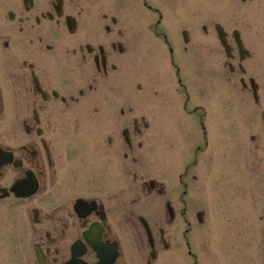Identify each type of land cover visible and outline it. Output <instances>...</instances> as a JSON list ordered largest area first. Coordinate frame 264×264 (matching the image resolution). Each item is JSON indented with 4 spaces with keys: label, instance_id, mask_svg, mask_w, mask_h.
Returning <instances> with one entry per match:
<instances>
[{
    "label": "flooded vegetation",
    "instance_id": "obj_1",
    "mask_svg": "<svg viewBox=\"0 0 264 264\" xmlns=\"http://www.w3.org/2000/svg\"><path fill=\"white\" fill-rule=\"evenodd\" d=\"M203 1L196 21V0H0V264H234L243 251L195 233L214 222L210 174L226 157L252 200V264H264V67L249 75L258 55L240 28L250 6L264 44V0ZM214 50L251 100H195L181 62ZM147 61L169 67L172 91L133 86ZM217 136L233 149L212 148Z\"/></svg>",
    "mask_w": 264,
    "mask_h": 264
},
{
    "label": "rangeland",
    "instance_id": "obj_2",
    "mask_svg": "<svg viewBox=\"0 0 264 264\" xmlns=\"http://www.w3.org/2000/svg\"><path fill=\"white\" fill-rule=\"evenodd\" d=\"M203 0H196V6L194 8L195 11V20H201V12L204 9ZM214 0H210L209 4ZM205 3V2H204ZM207 4V3H206ZM207 5L206 9L208 8ZM213 6V5H212ZM215 8V6H213ZM212 7V8H213ZM250 6H244V14H249L248 18L244 19V24L240 25V28L243 30V36L246 41L247 46L251 49V52H256L258 55V59L251 58L245 64L247 70H249V75L258 74V76L262 77V73L259 68L264 67V44L262 43V38L257 34L258 28L257 24L254 23V19L252 17V12L249 10ZM216 8H220L216 6ZM231 9L227 8V13L230 15ZM167 20L171 23V13H167ZM199 29H195V37L199 38L203 35L198 32ZM171 32V30H170ZM204 37V36H203ZM259 39V40H258ZM262 41H261V40ZM212 46L215 47V43L211 40ZM223 58L220 56L219 52L214 50L212 51V55L209 60L203 61L202 63L207 65L210 68L209 72H204L202 69L204 68L201 62L199 61H182L181 63H186L183 68H185L189 75L188 79L191 83V89L195 91V100H202L204 102L207 109L215 110L217 105H219L220 101L227 102H237L242 101L246 102L247 100H251V95L246 94L244 92L240 93V85L238 84L237 79H235L237 87H232V83H227L225 79L226 72L222 67ZM200 63V65H199ZM165 63L161 62L160 64L155 63L154 61H147L144 66L141 68L140 72H138V76L133 81V86L135 85H144L143 90L147 94L149 93L150 87H153V91L164 93H169V91L173 90L172 77H170L169 67L164 65ZM247 78V77H245ZM234 83V81H232ZM199 87L206 88V97L198 96ZM225 92V93H222ZM226 94V98H225ZM142 93H138V96H143ZM146 95L143 98H137V100H144ZM225 98V100H224ZM213 116V115H212ZM229 116H232L229 114ZM213 118V117H212ZM213 121V120H212ZM216 140L219 147L222 149L230 150L233 149L232 144L234 145L235 141L231 140H223L221 136H217L216 138H211L212 148L213 143ZM163 149H167L171 151L173 148L172 140L170 137H165L163 139ZM212 150V149H211ZM238 152V150H237ZM213 160L215 162L216 154H212ZM230 158L227 157L225 159L224 165H216L212 168L211 172V182L212 189L220 191L221 190V200L218 201V198L213 197L215 201L216 208L218 207V211L216 212V216L214 218L213 224L207 223L203 226L196 225L195 233H196V243L198 240L199 246L205 245L207 240L209 243L215 247H221L228 249L229 247H235L243 253L237 256L233 255L234 264L240 258L242 259V264H252L251 259V247H252V218H251V204L252 200L250 195L245 192L243 188V192L239 190V171H236V168L232 171H229L226 164L230 167ZM214 165V164H213ZM238 174V176H237ZM217 181V183L215 182ZM196 191L198 190L196 186ZM201 190V188H200ZM24 207L16 206L14 209H11V212H18L20 215L23 212ZM6 211V210H5ZM4 226L1 229L2 231L6 229V221H3ZM212 230V232H210ZM7 233V230L4 232ZM2 233L0 232V235ZM5 238V236H4ZM6 240V238H5ZM0 244L2 246L5 244L3 240L0 238ZM10 260L11 254H9L8 250H3L1 253V259ZM202 259V264H210V260L206 258L204 255H201L200 260ZM185 260V258L179 256V258L174 262H167L163 259L159 264H181V261ZM231 260V259H229Z\"/></svg>",
    "mask_w": 264,
    "mask_h": 264
},
{
    "label": "water",
    "instance_id": "obj_3",
    "mask_svg": "<svg viewBox=\"0 0 264 264\" xmlns=\"http://www.w3.org/2000/svg\"><path fill=\"white\" fill-rule=\"evenodd\" d=\"M218 34H219V38L221 39V41L223 42V40H222V34L220 33V30H218Z\"/></svg>",
    "mask_w": 264,
    "mask_h": 264
}]
</instances>
